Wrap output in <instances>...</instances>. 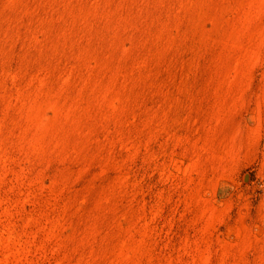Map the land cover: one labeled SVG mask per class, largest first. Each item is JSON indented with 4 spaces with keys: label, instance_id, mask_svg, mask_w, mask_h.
<instances>
[{
    "label": "rangeland",
    "instance_id": "1",
    "mask_svg": "<svg viewBox=\"0 0 264 264\" xmlns=\"http://www.w3.org/2000/svg\"><path fill=\"white\" fill-rule=\"evenodd\" d=\"M0 264H264V0H0Z\"/></svg>",
    "mask_w": 264,
    "mask_h": 264
}]
</instances>
